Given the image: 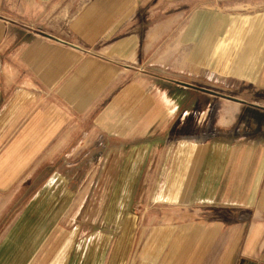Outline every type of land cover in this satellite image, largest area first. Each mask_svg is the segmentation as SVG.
<instances>
[{
  "label": "crops",
  "instance_id": "1",
  "mask_svg": "<svg viewBox=\"0 0 264 264\" xmlns=\"http://www.w3.org/2000/svg\"><path fill=\"white\" fill-rule=\"evenodd\" d=\"M106 163L182 231L175 259L264 264V0H0V187L46 165L69 199ZM48 211L6 227L0 264H41Z\"/></svg>",
  "mask_w": 264,
  "mask_h": 264
},
{
  "label": "rangeland",
  "instance_id": "2",
  "mask_svg": "<svg viewBox=\"0 0 264 264\" xmlns=\"http://www.w3.org/2000/svg\"><path fill=\"white\" fill-rule=\"evenodd\" d=\"M205 6L208 4L206 3ZM85 167V165L74 166L78 171V180L74 181L73 195L68 199L64 196H56L57 194L52 190L54 183L53 188L50 187L54 180L47 179L49 166H41L33 175L36 165H26L24 179L10 182L8 191H5V187H0V200L4 201L5 206L4 213L0 214V237L22 211L25 210V220H34L48 218L52 213L49 211L44 213V211L47 209L55 211L56 208V230L50 246L44 249L45 255L39 262L41 264H48L49 262L44 261V258L55 251L59 255L66 244L69 246L70 260L69 262L63 260L60 264L67 262L68 264L215 263V261L200 260L182 261L175 259L174 254H168L177 235L182 231L179 232L175 226L161 228L160 210L156 208L158 206H151L144 212L147 208L145 200L134 205L136 200H140L138 195L143 191L141 189L145 182L138 180L135 184V182L116 181V171L127 170L126 165L116 166V163H106L100 167L99 178L93 180L91 174L89 180L80 182ZM88 167L89 171H92L94 166ZM80 183H82L81 187ZM151 183V181L147 183L148 188ZM58 185L62 183L58 182ZM119 190L121 196L116 194ZM130 193L131 198H129ZM130 199L131 205H134L132 209L128 207ZM83 247L87 248L85 252ZM82 256L84 257L81 261Z\"/></svg>",
  "mask_w": 264,
  "mask_h": 264
}]
</instances>
